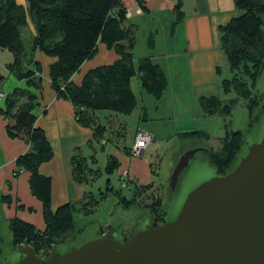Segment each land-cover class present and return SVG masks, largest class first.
<instances>
[{
  "label": "trees",
  "instance_id": "trees-1",
  "mask_svg": "<svg viewBox=\"0 0 264 264\" xmlns=\"http://www.w3.org/2000/svg\"><path fill=\"white\" fill-rule=\"evenodd\" d=\"M234 1L239 14L220 27L222 47L233 72L231 78L223 79L222 86L226 92L234 89L238 97L224 100L218 95L201 96L199 103L204 113L209 115H231L239 97L249 100L252 113L259 105L254 87L264 69V0ZM175 11L178 18L183 17L180 2L176 4ZM127 12L122 0H27L25 5L17 0H0V49L13 55L7 64V72L0 71V87L10 75L27 83L25 87H15L7 93L0 113L8 121V135L22 138L30 145L17 157L14 176L23 170L30 173V189L43 204L45 222V227L39 229L20 217L11 218L15 249L22 244H31L38 253L49 252L55 240L77 229L74 202L54 208L52 177L40 171L41 165L54 157V148L45 130L37 124L35 108L39 104L38 92L44 87V79L43 65L34 58L35 51L40 50L53 58L48 68L51 87L59 97L73 103L78 122L92 129L94 144L102 141V145H106L109 140L113 141L114 136L119 139L124 127L112 130L115 134L109 133L110 126L99 120L97 112L109 110L130 114L134 111L139 100L132 88L133 77L137 76L141 87L158 100L168 88L166 72L158 62L150 56L134 58L136 36L134 27L126 25ZM30 23L34 25L35 34L30 39L31 49L28 51L25 39L29 40V37L25 30ZM100 43L115 49L119 57L112 63L90 69L82 81L76 83L74 74L85 61L97 54ZM179 134L183 138L210 139L209 133L201 129ZM224 137V153L209 148L213 161L223 171L237 153L244 133L236 130L229 134L226 129ZM122 149L129 153L130 147ZM96 161L95 155L87 157L76 151L71 158L74 181L87 185L95 180L101 174V170L93 165ZM120 164L119 159L110 154L105 171L112 173ZM150 187H154L153 181L136 184L130 199L120 192L116 194L121 196L124 204L139 203L138 196L146 194L151 201L145 207L151 219L159 222L166 215L165 196L157 195L155 191L149 194ZM108 190L113 188L108 186L107 191L100 189L99 192L87 190L78 203L90 212L92 206L106 197Z\"/></svg>",
  "mask_w": 264,
  "mask_h": 264
},
{
  "label": "crops",
  "instance_id": "crops-1",
  "mask_svg": "<svg viewBox=\"0 0 264 264\" xmlns=\"http://www.w3.org/2000/svg\"><path fill=\"white\" fill-rule=\"evenodd\" d=\"M122 1L128 11L126 25L134 27L135 31L134 58L138 60L142 57H152L163 67L168 78V88L158 102H154L151 97L153 95L141 87L137 76L132 79V88L135 93L136 90L139 93V96L136 93L139 98L136 108H139V119L143 121H139L137 130L143 129L154 138L152 144L145 149L144 155L141 157L130 155L116 143L118 138H113L116 145L113 155L122 163L120 178L127 177L124 176L127 171L130 180L134 179V183L142 185L153 181L149 155L154 156L155 153L152 152L155 151L154 147L179 133L206 129L202 127L200 121H196L197 117L203 116L199 97L215 95L213 91L219 89L221 69L218 63L224 52L220 27L238 15L239 11L234 0ZM17 2L25 5L27 0H17ZM178 2L181 3L183 10L181 18H178L175 11ZM25 34L30 38L35 34L32 23L26 28ZM137 35L142 38H140L142 45L139 48ZM145 37H147L146 41H143ZM0 50L7 56L6 52L9 51ZM118 57L115 49L100 43L97 54L82 64L80 70L74 74L73 80L80 83L90 69L112 63ZM34 58L43 65L44 79V87L38 92L39 104L35 108L37 124L45 130L54 148V157L43 163L40 171L52 177V204L56 208L66 202L81 200L88 190L87 185L76 183L72 177L73 154L79 151L87 157L95 155L97 159V156L94 151L92 129L78 122L73 103L59 97L51 87L48 68L53 58L40 50L35 51ZM12 59L13 55L9 56V59L1 64L0 71L6 73L7 64ZM205 69L214 71L211 79L203 78ZM11 76L8 78H12ZM13 77L15 79H9L8 85L5 83L0 87V107H4L7 93L15 87L27 85L26 80H20L14 75ZM134 80L136 90L133 85ZM148 102L152 103L154 108V113L150 116ZM189 108L193 109L191 120L183 124L179 120L174 128L169 130L164 128L168 118L177 116L176 118L180 119L181 113L188 111ZM108 116L110 130H119L120 126H123L114 114L110 113ZM7 124V119L0 113V237L3 239L0 243L1 249L3 245L13 242L10 230L11 218L20 217L39 229L45 227L43 204L30 189V173L23 170L18 176H14L17 157L27 151L30 145L22 138L10 137ZM132 189L133 186L130 187L131 192ZM119 224L121 225L122 222Z\"/></svg>",
  "mask_w": 264,
  "mask_h": 264
},
{
  "label": "water",
  "instance_id": "water-1",
  "mask_svg": "<svg viewBox=\"0 0 264 264\" xmlns=\"http://www.w3.org/2000/svg\"><path fill=\"white\" fill-rule=\"evenodd\" d=\"M167 199L156 224L148 215L130 233L104 232L94 221L48 253L22 244L0 264H264V107L224 172L207 147L182 153Z\"/></svg>",
  "mask_w": 264,
  "mask_h": 264
},
{
  "label": "rangeland",
  "instance_id": "rangeland-1",
  "mask_svg": "<svg viewBox=\"0 0 264 264\" xmlns=\"http://www.w3.org/2000/svg\"><path fill=\"white\" fill-rule=\"evenodd\" d=\"M140 38L141 37L138 36V42H137L138 48L141 47L142 45V40H141L142 38L141 39ZM146 38L147 37H145V39L143 38V41H146ZM30 39H31L30 37H29V40L25 39L28 51L31 49ZM4 53L5 52H2L0 50V66L7 59H9V56L12 55L10 52H6L7 56ZM218 64L220 65V69H221V71L219 72V76H220L219 82L220 83H219L218 91L215 89V91H213V94L219 95L224 100H229V99L238 97V94L234 89L230 90L229 92H226L222 86L223 79L231 78L233 76V72L230 69L225 52H223L222 59L219 60ZM1 69L6 70L4 68H1ZM213 72L209 71L208 69H205L203 78L211 79V77H213ZM11 77L12 78H7L2 85H4L5 83H7L8 85L10 83L9 79H15L13 75ZM133 85L136 90L135 80L133 81ZM254 92L256 93L254 95H256L255 97L259 103V105L256 104L258 105L256 109L257 111L258 108L262 104H264V69L261 71L257 79V83L254 87ZM136 93L139 96V93L137 92V90H136ZM151 97L152 99H154V102L159 101L156 97L155 98L153 96ZM248 102L249 100L247 98L239 97L236 105L233 107L232 114L228 116L218 114V113H215L214 115L205 114L202 109V106L200 105L203 116L200 115V117H197L196 121L197 122L200 121L202 124V127L206 128L204 130L209 132L210 139L183 138L180 136V134H177L172 139L161 142V144L154 147V150L156 152L155 151H152V152L155 154H158V156L155 154L154 156L149 155L151 157L150 164L152 168L151 174H152V180H153L154 187H150V189L148 190V193L151 194L153 191H155L157 195H160V196L164 195L165 196V206L167 208L169 204L167 198H168V193H169L170 178L172 175V171L180 155L187 150H190L192 148H197V147L213 148L214 150H218L219 152H222L223 151L222 145L225 142L224 136L226 134V129L229 130V134L231 133V131H236V130H241L243 131L244 134L245 133L247 134L250 128V124L254 118V116H251V115L256 114V111L255 113H252L250 111ZM140 103H141V99H140ZM147 107H148V111H149L148 113L150 116V114L154 113V108H153L152 103L148 102ZM139 111H140L139 108H136L132 112V114H122V113H116V112L109 111V110H102V111H98L97 115L99 117V120L106 125H109L108 115L110 113L114 114L115 117L118 118L120 123H123L124 129L123 128L121 129L122 133L116 142L119 146H122L121 148H123V147H131L133 145L134 135L139 125V121H141L139 119V114H138L140 113ZM192 112H193V109L189 108L188 111L181 113L180 119L179 117L176 118L177 116H174L173 118L166 117L168 119L166 121L164 128L166 130H169L170 128H174V125L177 124V121L179 122V120L181 124L191 120ZM225 125L227 126L225 127ZM113 127L116 129L114 124H113ZM109 132L114 133V131L112 130H110ZM114 138L117 139V136L116 137L114 136ZM101 142H95L94 144V148H95L94 151L97 156V161L94 164L96 168L101 170V174L98 177H96L95 180H93L91 183H88L87 188H88V191L99 192L100 189L103 191H107V187L110 186L113 188V190H108V194L106 195V197L103 200H101L100 203H98L97 205L92 206L93 208L90 212H86L85 209H82L81 204L78 203V201H73L74 202V223L76 227L80 228L82 226H85L88 223L99 221L100 223H102L104 230L107 232V230L109 229L111 225L115 226V224H119L120 222H125L127 229L129 230L138 220L149 215L148 208L145 207V205L147 203H150L151 200L145 194V195L138 196L139 197L138 200L140 201L139 203L137 201H134L132 203L124 204L121 201V196L116 194V192H120L122 193V196H127V199H130L132 198L134 194L133 191L132 192L130 191V187L131 185L135 186L138 183L137 182L134 183V179L132 180L128 179L127 182L129 185L126 187L123 186L122 178H120V174H121L120 171H121L122 163L112 173H107L105 171V168L108 163V156L110 154H114L116 145H115L114 140L113 141L109 140L106 145H102ZM152 142L149 145H151ZM145 149L141 152L140 155L134 156L133 154L130 153V151H129V154L134 157H141L144 155ZM224 151L222 153H224ZM145 158H146V155H145ZM91 163L93 164V162ZM208 176H210L209 170L204 172L201 175V177H198L196 182L201 181L203 180V178H207ZM108 179H110V184H108ZM10 230H11V227H10ZM11 233H12V230H11ZM12 241H13V234H12ZM2 242H3V239L1 238L0 243ZM13 244L14 242H12V244L10 243L9 245H3V249H1L0 247V262L3 261L5 256L8 255L12 251V249L14 248Z\"/></svg>",
  "mask_w": 264,
  "mask_h": 264
},
{
  "label": "built area",
  "instance_id": "built-area-1",
  "mask_svg": "<svg viewBox=\"0 0 264 264\" xmlns=\"http://www.w3.org/2000/svg\"><path fill=\"white\" fill-rule=\"evenodd\" d=\"M153 141V137L150 133L144 131L143 129H138L135 133L133 145L130 147L129 151L131 154L140 155L141 152L148 147V145ZM124 176L122 177L123 186H128L127 180L129 179L127 171H125ZM130 180V179H129Z\"/></svg>",
  "mask_w": 264,
  "mask_h": 264
},
{
  "label": "flooded vegetation",
  "instance_id": "flooded-vegetation-1",
  "mask_svg": "<svg viewBox=\"0 0 264 264\" xmlns=\"http://www.w3.org/2000/svg\"><path fill=\"white\" fill-rule=\"evenodd\" d=\"M264 107V104H262L259 108H258V110L256 111V113L260 110V109H262ZM254 115V114H253ZM220 170V169H219ZM220 172H224L223 170H220ZM155 224L157 223L155 220H152ZM121 223V222H120ZM123 224V225H122ZM122 224L120 225L119 224V226L117 225V224H115V226H113V225H111L110 227H109V229L107 230V232H111V231H114V230H116V229H120V228H123L124 229V232L125 233H130V231H131V229L133 228V226L135 225H133L132 227H131V229H127V226H126V224H125V222H122ZM104 232H106L105 230H103ZM48 253V252H47Z\"/></svg>",
  "mask_w": 264,
  "mask_h": 264
}]
</instances>
